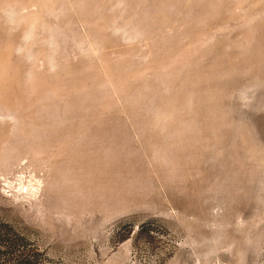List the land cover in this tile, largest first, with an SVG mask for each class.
<instances>
[{"label": "rangeland", "instance_id": "374dc122", "mask_svg": "<svg viewBox=\"0 0 264 264\" xmlns=\"http://www.w3.org/2000/svg\"><path fill=\"white\" fill-rule=\"evenodd\" d=\"M0 264H264V0H0Z\"/></svg>", "mask_w": 264, "mask_h": 264}]
</instances>
